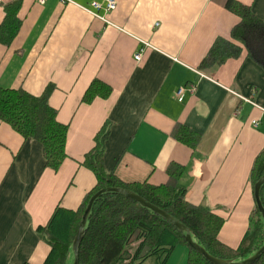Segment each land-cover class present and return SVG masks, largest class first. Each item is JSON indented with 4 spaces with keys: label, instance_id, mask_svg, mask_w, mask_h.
Returning a JSON list of instances; mask_svg holds the SVG:
<instances>
[{
    "label": "crops",
    "instance_id": "obj_1",
    "mask_svg": "<svg viewBox=\"0 0 264 264\" xmlns=\"http://www.w3.org/2000/svg\"><path fill=\"white\" fill-rule=\"evenodd\" d=\"M13 1L0 0V25ZM93 1L105 2L22 0L17 34L0 42V87L39 96L52 85L49 104L68 126L67 158L56 171L39 141L0 120V264H44L51 248L36 229L58 205L78 209L96 185L84 160L105 121L106 170L125 183L160 185L172 162L182 164L187 201L222 217L219 240L238 248L256 207L250 176L264 149V68L246 49L199 66L240 17L228 0H116L113 11H99L104 20L85 9ZM238 1L264 20V0ZM94 79L111 92L84 102ZM176 124L201 135L195 149L173 136ZM187 255L179 245L167 264H187Z\"/></svg>",
    "mask_w": 264,
    "mask_h": 264
},
{
    "label": "trees",
    "instance_id": "obj_2",
    "mask_svg": "<svg viewBox=\"0 0 264 264\" xmlns=\"http://www.w3.org/2000/svg\"><path fill=\"white\" fill-rule=\"evenodd\" d=\"M22 0L4 5L5 17L0 25V42L9 45L17 34L21 20L18 10ZM226 8L240 17L230 38L219 37L202 60L200 69L216 67L230 58H237L242 50L264 68V20L252 8L238 0H228ZM53 86L35 96L25 90L0 87V120L9 124L25 139H35L42 144L46 167L58 170L67 158L66 139L68 126L57 118V110L49 104ZM111 87L94 79L84 93L83 101L95 97L106 98ZM111 133V122L105 121L95 136V144L85 155L84 165L96 177V185L86 194L76 210L58 205L45 225L36 232L50 245L44 264H72V244L85 208L93 194L106 187H123L142 196L165 210L189 228L192 238L216 258L238 262L253 255L264 243V218L255 205L250 217V227L238 248L222 243L218 234L224 219L205 205L187 201L186 189L179 183L184 169L178 162L168 168V181L160 185L135 182L125 183L104 166L106 141ZM173 136L195 149L200 134L184 124H176ZM264 175V149L255 159L251 183ZM264 206V185L260 191ZM183 245L188 248L187 264H214L185 240V233L153 210L118 192H105L99 196L88 216L83 240L79 248L78 264H167L174 250ZM251 264H264V253Z\"/></svg>",
    "mask_w": 264,
    "mask_h": 264
},
{
    "label": "water",
    "instance_id": "obj_3",
    "mask_svg": "<svg viewBox=\"0 0 264 264\" xmlns=\"http://www.w3.org/2000/svg\"><path fill=\"white\" fill-rule=\"evenodd\" d=\"M264 185V175L256 182L255 187H254V197L255 201L257 204V208L259 212L261 213L262 217L264 218V206L260 198V191L262 186ZM105 192H118L122 193L137 202H139L141 205L153 210L154 212L158 213L159 215L163 216L166 218L168 221H170L173 225H175L181 232L185 233V240L186 242L195 250L200 252L207 260L214 264H251L257 261L261 255L264 253V243L263 245L251 256L247 257L244 260L238 261V262H233L231 260H225V259H220L212 256L209 254L201 245H199L197 242H195L192 238L191 232L188 227H186L184 224H182L180 221L176 220L172 215L167 213L165 210L159 208L158 206L154 205L153 203L147 201L144 199L142 196L138 195L137 193L123 188V187H106L102 188L99 191H97L95 194H93L85 208V211L83 213V216L81 218V221L79 223L78 230L76 232L75 238L73 240L72 244V251H73V256L74 260L72 264H78L79 263V248L81 245V242L84 237L85 233V227L87 224L88 216L91 212V209L96 201V199L101 196V194Z\"/></svg>",
    "mask_w": 264,
    "mask_h": 264
},
{
    "label": "built area",
    "instance_id": "obj_4",
    "mask_svg": "<svg viewBox=\"0 0 264 264\" xmlns=\"http://www.w3.org/2000/svg\"><path fill=\"white\" fill-rule=\"evenodd\" d=\"M41 1L43 2L44 0H41ZM116 7H117L116 0H105V2L93 1V2H91L90 6L86 7L85 9L88 12L92 13L94 16L100 17V18L105 20V17L101 16L99 14V11L100 10H105L106 12H110V11H113ZM135 58H136L137 61L141 60V58H142V50L135 55ZM184 92H185L184 88H181L178 91L177 97H178L179 100L183 99V97L185 95ZM245 100L253 103V101L250 100V98H245ZM255 123H257V122H255Z\"/></svg>",
    "mask_w": 264,
    "mask_h": 264
},
{
    "label": "rangeland",
    "instance_id": "obj_5",
    "mask_svg": "<svg viewBox=\"0 0 264 264\" xmlns=\"http://www.w3.org/2000/svg\"><path fill=\"white\" fill-rule=\"evenodd\" d=\"M177 255H175L174 260H176ZM153 263L152 260H148L145 264Z\"/></svg>",
    "mask_w": 264,
    "mask_h": 264
}]
</instances>
